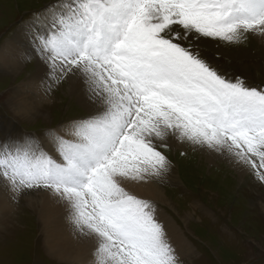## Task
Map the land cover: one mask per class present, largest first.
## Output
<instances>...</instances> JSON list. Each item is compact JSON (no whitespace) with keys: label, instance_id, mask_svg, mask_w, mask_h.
Instances as JSON below:
<instances>
[{"label":"snow or ice","instance_id":"snow-or-ice-1","mask_svg":"<svg viewBox=\"0 0 264 264\" xmlns=\"http://www.w3.org/2000/svg\"><path fill=\"white\" fill-rule=\"evenodd\" d=\"M27 39L43 97L68 85L88 115L0 140V189L62 207L88 264H182L156 202L132 190L170 181L174 145L264 187V84L200 47L264 42V0H53Z\"/></svg>","mask_w":264,"mask_h":264},{"label":"rangeland","instance_id":"rangeland-1","mask_svg":"<svg viewBox=\"0 0 264 264\" xmlns=\"http://www.w3.org/2000/svg\"><path fill=\"white\" fill-rule=\"evenodd\" d=\"M51 2L53 0H0V43L4 36L10 39L18 36L25 26L30 25L34 13ZM27 36L21 40V52L30 51ZM200 47L203 54L219 65L224 73L241 76L252 85L264 84V45L256 39H250L243 46L218 47L209 43ZM18 68L33 72L37 61L24 63L19 55ZM18 83V79L11 83L0 79V140L25 135L39 137L47 128L88 115L75 102L61 99L55 107L49 108L50 123L39 120L34 125L36 119L31 125L21 124L22 119L13 114L6 102L7 95L12 93L10 85ZM58 94L56 90L52 95L58 97ZM198 154L189 150L186 155H181V150L173 147V151L168 153L172 163L170 180L173 181L162 186L173 189L168 190V196L181 217L193 208L196 211L194 217L197 221H186L184 225L185 241L190 245L191 252L181 257L182 264H264V224L258 208V205H264V188L250 176L239 178L224 160L221 163L216 161V166H212ZM9 201L12 202L10 196ZM21 205H24L23 202ZM165 209L172 218H176L173 212ZM19 220V226L11 230L13 233L6 237L7 240H0V264H54L43 257L39 241L20 235V225L27 223ZM1 247L9 251L3 253ZM13 249L19 251L13 252ZM50 258L53 260L52 256Z\"/></svg>","mask_w":264,"mask_h":264},{"label":"bare ground","instance_id":"bare-ground-1","mask_svg":"<svg viewBox=\"0 0 264 264\" xmlns=\"http://www.w3.org/2000/svg\"><path fill=\"white\" fill-rule=\"evenodd\" d=\"M2 5L5 6L6 4ZM28 32L29 26H25L18 36L15 35L12 39L8 36H4L5 38L1 40L2 42L0 43V79H5L10 83L16 79L19 81L18 84L10 85L12 86V93L8 94L7 96L9 97L6 98V102H8L13 114L22 119L23 122H21V124L31 125L36 119L38 120L33 123L34 125L39 122V120L43 122L49 121L50 123L51 112H49V108L50 106L55 107V103L61 99L73 101L81 110L88 112L87 101L82 94H80L78 89L70 88L68 85H62L58 89V97L51 95L48 98H44L37 87L40 75L37 68L34 70L32 69L33 72H26V69L18 68V57L22 49L21 40L28 34ZM256 40L264 45V42H261L258 39ZM26 66L27 64L25 65V68ZM23 75L24 77H22ZM173 147L180 150L177 145H174ZM197 153L201 154V156H203L209 164H212V166L215 165L216 161H220L219 163L223 162L222 159L214 156L206 155L201 152ZM224 163L228 165L231 171L236 172V175L239 176V178L243 177V174L234 170L227 162L224 161ZM245 176L246 175H244V177ZM172 181L173 180L171 179L170 182ZM179 182L181 184L180 180ZM170 189L171 188L168 187L163 188L162 186L149 185L145 187L137 186L132 190L136 195L156 202L158 217L160 221L165 224L168 235L181 258L183 255L191 252L190 245L185 241V222L197 221V217H194L196 216L194 208L193 211L186 212L184 217H181L178 214L172 204L173 202L170 201L171 198L168 196V190ZM21 202H23L24 205H21ZM165 208L173 212L177 219L172 218ZM258 208L262 213L261 216L259 213V217H261L262 223L264 224V205H258ZM18 215L21 217H18ZM17 218L18 220L21 219L19 220L20 222L23 221L24 223H27L25 226L20 225V235L23 234V238L28 236L32 237L35 242L39 241V246L44 258L49 259L54 264H88L91 258L90 248L83 246L75 239L72 230L65 219L64 210L59 205H55L46 195H39L35 192L29 193L20 198V203L18 205L17 203L10 202L9 194L3 189H0V240L5 242L7 240L6 237L13 233L11 230L16 226H19L20 223H18ZM258 224H260V221ZM4 246H6V244ZM14 249L13 252L19 251ZM7 251L2 249L3 253H6ZM20 253L21 252H19V254ZM50 255L53 257V260L50 258Z\"/></svg>","mask_w":264,"mask_h":264}]
</instances>
